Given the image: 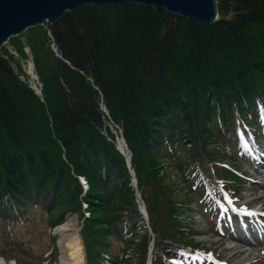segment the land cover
Segmentation results:
<instances>
[{
  "label": "trees",
  "instance_id": "obj_1",
  "mask_svg": "<svg viewBox=\"0 0 264 264\" xmlns=\"http://www.w3.org/2000/svg\"><path fill=\"white\" fill-rule=\"evenodd\" d=\"M218 7L214 25L136 5L69 12L47 39L62 58L41 71L35 57L42 97L0 55V222L11 244L10 229L38 209L53 227L79 214L92 264H147L153 240L152 264L187 262L200 248L187 202L237 195L241 141L262 148L264 0ZM102 101L123 128L154 239L125 157L101 135Z\"/></svg>",
  "mask_w": 264,
  "mask_h": 264
},
{
  "label": "rangeland",
  "instance_id": "obj_2",
  "mask_svg": "<svg viewBox=\"0 0 264 264\" xmlns=\"http://www.w3.org/2000/svg\"><path fill=\"white\" fill-rule=\"evenodd\" d=\"M219 16L220 21L222 19L220 13ZM181 19L189 20L187 18ZM50 25L51 24L47 22L43 26L29 29L22 35L10 39L6 46L0 50V55L5 59L11 60L10 58L12 57L13 60H11V65L13 70L19 75L21 81L26 82L39 97H42L44 92L43 76L42 74L41 76L38 74L40 80L38 84L39 88L37 89L39 90H35L25 69L28 60L32 59V62L35 61L37 53H39V66L41 71L51 69V65L55 62V59L57 57L62 58L55 44H51V42L47 40L52 37ZM45 41H47L46 44H44ZM47 51H50V54L47 53ZM100 110L104 114V127L100 130L101 135L108 141L115 142L117 146V141L121 142L122 138L125 139L123 128L119 123L112 119L108 110L105 109L103 101L101 102ZM111 135H113L114 138L111 137ZM61 157L64 158V156ZM260 159V164L257 163V165L248 167L247 174L252 176V178L251 180L248 179V183H246L245 189L241 194L243 201L237 202V206L249 203L264 208V154ZM174 170L175 173L173 175L177 174L179 177H182V173L178 169ZM77 178L79 182H81L79 177ZM88 192V188L86 190L83 188V196ZM180 194L184 197L182 191ZM194 198L195 197L190 199L191 202H187L188 205L186 207L189 214H192L193 216L194 230L198 232V235L195 236V243L200 247L215 250V255H217L219 259H230L232 264H264V246L255 244V246L251 247L245 242H242L239 239L240 236H235L234 238L232 236L233 234L229 222L224 226V229L229 233V236L234 239H231L230 237H217L215 232L219 222L210 219L202 207L199 206L198 201L196 200L194 202ZM82 204L83 215L84 217L89 218L91 214L89 212L90 210H88L85 201ZM70 216H77V225L81 237L85 264H92L82 236L83 219L80 218L79 214L76 212H69L66 214V221L64 223L67 222ZM144 224V228H147L148 230L146 221ZM56 229L57 227H53L49 224L48 215L44 211L34 209L31 211L29 219L24 224L17 225L10 229L12 232V238L14 239V243L11 244L10 240L7 238L9 233L6 229V225H3L0 222V264H2V260L5 261H3L4 264H49L50 262L51 264H63L61 262L60 248L62 237L61 235L56 234ZM241 237L246 236L241 234ZM55 248H57V253L55 252ZM26 252L35 256V259H31V256ZM54 256L56 261L51 260V257L53 258ZM41 258L43 259L42 263H40ZM102 264L111 263L107 257H105Z\"/></svg>",
  "mask_w": 264,
  "mask_h": 264
},
{
  "label": "water",
  "instance_id": "obj_3",
  "mask_svg": "<svg viewBox=\"0 0 264 264\" xmlns=\"http://www.w3.org/2000/svg\"><path fill=\"white\" fill-rule=\"evenodd\" d=\"M126 5L166 11L206 25H213L220 19L218 0H0V50L10 39L47 22L60 21L69 12L86 6L105 8ZM119 149L123 152L121 145ZM128 166L131 168L130 159Z\"/></svg>",
  "mask_w": 264,
  "mask_h": 264
},
{
  "label": "bare ground",
  "instance_id": "obj_4",
  "mask_svg": "<svg viewBox=\"0 0 264 264\" xmlns=\"http://www.w3.org/2000/svg\"><path fill=\"white\" fill-rule=\"evenodd\" d=\"M25 71L26 74L29 76V80L32 81V85L34 86L35 90H39L37 88H39L38 84L40 79L35 64L34 62H32V59L28 60V64ZM105 109L107 108L105 107ZM122 140H124V138H122ZM120 143L122 145V151H123L120 153L125 157L128 166L129 159L132 160V152L129 149L128 145L125 147L122 141ZM132 171L133 168L131 163V168H129V173L131 174ZM79 179L81 181L80 184L82 185V188H84L85 190L88 188L89 190L90 187L86 178L82 176L79 177ZM132 183L133 180L131 181V185ZM77 222H78L77 216L74 217L70 216L66 223H64L63 225H61L56 229V234L61 235L62 237L60 242V248H61V262L63 264H85L83 247H82L81 237L79 235ZM235 235L238 237L240 236L239 239L242 242H245L248 246L253 247L255 246V244L264 246V234L255 238L254 241L248 239L247 237H241V234H235ZM3 261L4 260L1 261L2 264H4L5 262Z\"/></svg>",
  "mask_w": 264,
  "mask_h": 264
}]
</instances>
